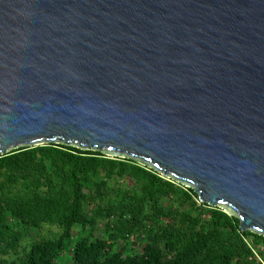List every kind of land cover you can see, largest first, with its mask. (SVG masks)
Returning <instances> with one entry per match:
<instances>
[{"label": "water", "instance_id": "95a60500", "mask_svg": "<svg viewBox=\"0 0 264 264\" xmlns=\"http://www.w3.org/2000/svg\"><path fill=\"white\" fill-rule=\"evenodd\" d=\"M131 157L264 234V0H0V154Z\"/></svg>", "mask_w": 264, "mask_h": 264}, {"label": "trees", "instance_id": "16d2710c", "mask_svg": "<svg viewBox=\"0 0 264 264\" xmlns=\"http://www.w3.org/2000/svg\"><path fill=\"white\" fill-rule=\"evenodd\" d=\"M127 177L135 187L112 197V180ZM108 200L105 215L115 219L105 237L72 243L74 229L91 223L92 203ZM240 223L193 187L128 156L55 142L0 154V264H264V234L242 231ZM45 224L58 234L20 249L28 228ZM140 242L144 252L128 257ZM11 254L17 258H5Z\"/></svg>", "mask_w": 264, "mask_h": 264}, {"label": "rangeland", "instance_id": "374dc122", "mask_svg": "<svg viewBox=\"0 0 264 264\" xmlns=\"http://www.w3.org/2000/svg\"><path fill=\"white\" fill-rule=\"evenodd\" d=\"M111 183H112L111 185L114 188L113 189L114 190L113 196H112L114 198L117 197V196H114V192H117V190L129 191L132 188H134L136 185L135 182L129 177H127L126 179L118 180V181L112 180ZM112 201L113 200H108L106 202L103 201L102 203L100 202L98 204L92 203L94 205L90 206L91 210L89 213V216L91 218V223H89L83 229H81L79 226L74 229V238L72 239V243H74L78 239H83V240H86V242L87 241L90 242V241L95 240V239L96 240L97 239L102 240L105 237L106 230H107L106 223L107 222H113V220L115 219V217L113 218L111 216L105 215L106 208H107L109 202H112ZM159 203L162 205H165V206L167 205V203H165L164 201H161ZM185 210L189 211V209H185ZM167 220L168 219L164 218L162 221L164 223H166V222H168ZM169 221H171L170 218H169ZM11 222L15 223L16 226L20 229L25 228V223L22 222L21 220H18V219L15 220L14 218H12ZM165 226H166V224H162L161 229L165 228ZM58 232H59V228L56 225L45 224L41 228H28L27 233L22 238L20 249L24 250V248H27L30 245V243H32L33 241H36L37 239L54 237L58 234ZM69 247L63 253L65 258L66 257L68 258V256H69V252L67 251L69 249ZM136 248H137L136 252L135 253H133V252L129 253L128 257L132 258V257L141 255V253H143L144 249H145L144 242H140V244H138ZM119 252L121 253L122 249ZM5 258H7L9 260H14L17 258V256L15 254H11V255L5 256ZM65 264H71V263L66 261Z\"/></svg>", "mask_w": 264, "mask_h": 264}]
</instances>
